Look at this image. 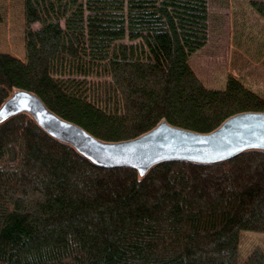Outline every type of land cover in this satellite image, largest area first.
<instances>
[{
  "label": "trees",
  "instance_id": "1",
  "mask_svg": "<svg viewBox=\"0 0 264 264\" xmlns=\"http://www.w3.org/2000/svg\"><path fill=\"white\" fill-rule=\"evenodd\" d=\"M208 1L23 0L24 57L0 51V104L31 90L104 140L264 111L240 75L213 88L191 67ZM247 231L264 233V150L139 176L89 161L26 113L0 123V264H264L261 244L241 249Z\"/></svg>",
  "mask_w": 264,
  "mask_h": 264
},
{
  "label": "water",
  "instance_id": "2",
  "mask_svg": "<svg viewBox=\"0 0 264 264\" xmlns=\"http://www.w3.org/2000/svg\"><path fill=\"white\" fill-rule=\"evenodd\" d=\"M26 113L47 134L72 146L89 161L105 166H129L143 176L167 160L215 163L245 150H264V111H241L217 127L201 132L162 119L131 138L104 140L81 125L59 116L35 92L13 88L0 104V123Z\"/></svg>",
  "mask_w": 264,
  "mask_h": 264
},
{
  "label": "rangeland",
  "instance_id": "3",
  "mask_svg": "<svg viewBox=\"0 0 264 264\" xmlns=\"http://www.w3.org/2000/svg\"><path fill=\"white\" fill-rule=\"evenodd\" d=\"M208 6V38L189 56L191 67L208 87H222L232 73L264 94V0H209ZM0 9V51L23 58V0H0ZM257 244L264 247V233H241L243 251Z\"/></svg>",
  "mask_w": 264,
  "mask_h": 264
},
{
  "label": "bare ground",
  "instance_id": "4",
  "mask_svg": "<svg viewBox=\"0 0 264 264\" xmlns=\"http://www.w3.org/2000/svg\"><path fill=\"white\" fill-rule=\"evenodd\" d=\"M255 3V2H254ZM259 3V2H258ZM262 3V2H261Z\"/></svg>",
  "mask_w": 264,
  "mask_h": 264
},
{
  "label": "crops",
  "instance_id": "5",
  "mask_svg": "<svg viewBox=\"0 0 264 264\" xmlns=\"http://www.w3.org/2000/svg\"><path fill=\"white\" fill-rule=\"evenodd\" d=\"M22 58V57H21Z\"/></svg>",
  "mask_w": 264,
  "mask_h": 264
}]
</instances>
